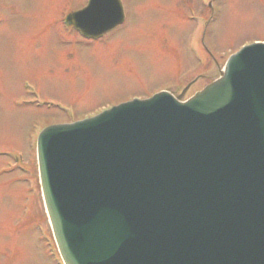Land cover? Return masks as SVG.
Segmentation results:
<instances>
[{
  "label": "water",
  "instance_id": "1",
  "mask_svg": "<svg viewBox=\"0 0 264 264\" xmlns=\"http://www.w3.org/2000/svg\"><path fill=\"white\" fill-rule=\"evenodd\" d=\"M123 19L90 0L67 24ZM185 103L168 93L45 129L37 160L65 264H264V47Z\"/></svg>",
  "mask_w": 264,
  "mask_h": 264
},
{
  "label": "rangeland",
  "instance_id": "2",
  "mask_svg": "<svg viewBox=\"0 0 264 264\" xmlns=\"http://www.w3.org/2000/svg\"><path fill=\"white\" fill-rule=\"evenodd\" d=\"M205 1L122 0L124 25L88 42L64 26L85 0H0V264H61L37 186L40 125L190 84L189 99L232 53L264 42V0Z\"/></svg>",
  "mask_w": 264,
  "mask_h": 264
}]
</instances>
